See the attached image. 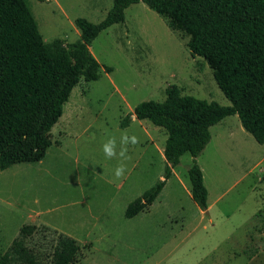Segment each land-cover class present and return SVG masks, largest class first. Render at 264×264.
I'll use <instances>...</instances> for the list:
<instances>
[{
  "label": "rangeland",
  "instance_id": "374dc122",
  "mask_svg": "<svg viewBox=\"0 0 264 264\" xmlns=\"http://www.w3.org/2000/svg\"><path fill=\"white\" fill-rule=\"evenodd\" d=\"M46 43L81 39L75 20L98 24L112 0H27ZM183 31L145 3L131 5L125 21L103 31L90 50L100 79L73 89L50 132L44 160L0 172V256L24 225L46 226L28 246L51 262L56 233L75 239L72 264H264V144L230 116L211 128L197 158L208 191V210L191 197L190 154L181 157L156 201L132 219L127 206L164 181L167 133L134 119L136 106L163 102L166 90L230 106L213 70L191 55ZM106 68H111L107 72ZM129 122L122 127L124 120ZM123 130L139 138L129 145L127 171L117 179L118 159L102 144Z\"/></svg>",
  "mask_w": 264,
  "mask_h": 264
},
{
  "label": "trees",
  "instance_id": "16d2710c",
  "mask_svg": "<svg viewBox=\"0 0 264 264\" xmlns=\"http://www.w3.org/2000/svg\"><path fill=\"white\" fill-rule=\"evenodd\" d=\"M112 1L100 23L76 19L81 39L66 45L43 40L27 0H0V172L44 160L52 144L50 132L73 89L82 79H100L101 65L90 50L92 42L109 27L123 23L131 5L145 3L168 19L172 29L185 32L191 55L208 63L231 105L182 95L179 88L171 87L163 102L146 101L135 107L136 119L166 131L168 166L164 181L131 202L125 217L134 218L156 201L185 154L193 158L191 197L207 211L208 191L196 160L211 141V128L236 115L244 130L264 144V0ZM128 122L129 117L122 127ZM41 231L48 228L24 225L0 256V264H46L28 246V240ZM54 233L56 245L49 264H72L80 249L77 241Z\"/></svg>",
  "mask_w": 264,
  "mask_h": 264
},
{
  "label": "clouds",
  "instance_id": "9594fccd",
  "mask_svg": "<svg viewBox=\"0 0 264 264\" xmlns=\"http://www.w3.org/2000/svg\"><path fill=\"white\" fill-rule=\"evenodd\" d=\"M139 138L136 135H129L127 130H123L117 139L116 136H109L102 144V150L108 159H118L117 167L114 170V175L117 179L124 176L127 171V161L131 160L128 154L129 145H137Z\"/></svg>",
  "mask_w": 264,
  "mask_h": 264
},
{
  "label": "crops",
  "instance_id": "0c3cea01",
  "mask_svg": "<svg viewBox=\"0 0 264 264\" xmlns=\"http://www.w3.org/2000/svg\"><path fill=\"white\" fill-rule=\"evenodd\" d=\"M136 118L134 117V119L133 120H135ZM142 121V120H141Z\"/></svg>",
  "mask_w": 264,
  "mask_h": 264
}]
</instances>
